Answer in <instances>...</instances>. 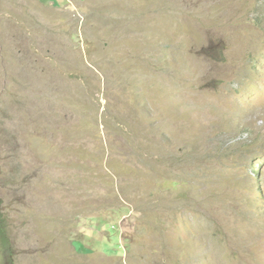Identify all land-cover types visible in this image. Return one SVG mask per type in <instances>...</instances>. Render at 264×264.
Instances as JSON below:
<instances>
[{
    "label": "rangeland",
    "instance_id": "rangeland-1",
    "mask_svg": "<svg viewBox=\"0 0 264 264\" xmlns=\"http://www.w3.org/2000/svg\"><path fill=\"white\" fill-rule=\"evenodd\" d=\"M0 264H264V0H0Z\"/></svg>",
    "mask_w": 264,
    "mask_h": 264
},
{
    "label": "trees",
    "instance_id": "trees-1",
    "mask_svg": "<svg viewBox=\"0 0 264 264\" xmlns=\"http://www.w3.org/2000/svg\"><path fill=\"white\" fill-rule=\"evenodd\" d=\"M0 239L1 241L6 240V232L4 228L3 216L0 214Z\"/></svg>",
    "mask_w": 264,
    "mask_h": 264
}]
</instances>
